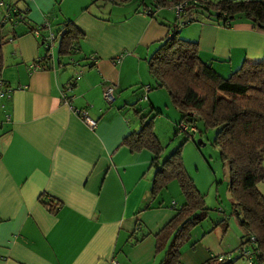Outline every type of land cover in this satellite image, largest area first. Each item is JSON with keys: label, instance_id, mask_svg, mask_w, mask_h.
<instances>
[{"label": "crops", "instance_id": "obj_1", "mask_svg": "<svg viewBox=\"0 0 264 264\" xmlns=\"http://www.w3.org/2000/svg\"><path fill=\"white\" fill-rule=\"evenodd\" d=\"M7 1L29 10L31 29L50 16L56 26L74 21L85 36L77 58L65 62L74 64L70 68L34 67L45 49L29 24H19V36L4 47L0 264H111L114 259L161 264L166 249L157 252L156 235L185 197L174 180L168 192L152 195L153 154L133 152L123 141L141 127L130 105L141 101L143 87L152 83L147 60L177 21L158 17L157 11L140 13L137 4L108 6L101 13L93 0ZM203 19L180 33L199 42L201 58L219 74L228 77L246 60H264L263 29L243 18L231 27ZM108 84L116 87L112 104L104 98ZM156 95L149 92V106L163 111ZM76 110L86 111L97 126L90 127ZM164 153L162 160L169 154ZM259 189L264 194V182ZM41 195L61 202L56 213L41 203ZM208 217L193 229L179 264H218V257L227 255L237 258L234 264H252L240 257L244 232L238 218L223 210L206 222Z\"/></svg>", "mask_w": 264, "mask_h": 264}, {"label": "trees", "instance_id": "obj_2", "mask_svg": "<svg viewBox=\"0 0 264 264\" xmlns=\"http://www.w3.org/2000/svg\"><path fill=\"white\" fill-rule=\"evenodd\" d=\"M0 1L11 6L12 15V18H6V8L0 9L1 72L5 66L4 47L19 36V24H29L26 21L29 10L7 0ZM133 2L137 4L136 11L149 15L161 7L182 4L183 17L191 16L181 24L170 25L168 35L148 58V72L153 82L143 87L141 101L149 102V92L163 88L181 115L176 127L177 133H186L189 140L195 132H186L181 125L196 127L199 121L206 129L216 131L214 146L219 149L223 164L229 165V190L234 200L233 209L244 232L240 257L251 260L252 264H264V194L259 189V184L264 182V60H246L239 69L224 77L212 63L201 58L198 41L180 35L181 28L203 18L225 27H231L235 21L243 18L264 30V0H93L91 5H96L103 13L108 6H124ZM96 16L105 19L102 15ZM47 19L57 34V56H48L49 49L44 40L48 33L47 25H34L31 29L29 24V29L34 36L35 29L41 31L42 36L38 40L45 49L44 55L34 62L35 68L53 70L56 63L60 67L64 66V58H71L81 51V40L85 34L70 19L58 26L53 24L50 16ZM6 30H12L13 33L8 34ZM146 87L150 90L147 91ZM130 106L140 119L141 127L127 135L123 144L133 152L149 150L153 154L151 165L156 170L152 195L160 194L171 181L177 180L185 197V203L177 214L156 235L157 252L166 249L161 264H179L181 250L190 242L193 229L209 216L205 195L198 189L184 165L182 149L187 140L174 146L162 160L166 148L154 130L156 115L146 116L145 112L149 108L146 110L140 107V101ZM40 200L53 213L61 204L57 199L44 195L40 196ZM141 226L138 222L137 229H141ZM244 245L249 246L251 259L244 255ZM221 257L222 260L217 259L218 264H234L237 260L231 255Z\"/></svg>", "mask_w": 264, "mask_h": 264}, {"label": "rangeland", "instance_id": "obj_3", "mask_svg": "<svg viewBox=\"0 0 264 264\" xmlns=\"http://www.w3.org/2000/svg\"><path fill=\"white\" fill-rule=\"evenodd\" d=\"M132 4L135 5L136 2L131 3V6ZM156 11L158 17H163L173 22L178 21L176 23L180 24L184 22L185 19L191 17H183V14L178 17V13H176L173 7H161ZM204 22V19L201 21H194L183 28H185V32H187L193 25ZM180 35H182V32ZM76 58L77 54L73 55L71 58H64L63 62H72V60ZM73 65L74 64L70 63L67 67L70 68ZM151 82H153L152 78ZM155 91L157 92L155 99L160 101L159 105L163 106V111L152 108L151 106L149 107V102L147 101L145 103L140 101V105L149 108L145 112L146 116L150 117L156 115L154 130L166 148L164 153L165 156L170 153L174 146L176 147L181 142L186 141L187 138L186 133H177L176 131L177 123L181 120V115L172 103L168 92L163 88L154 89L151 92ZM215 135L216 131L214 129H206L204 124L199 121L196 124V132L193 134V137L185 142L182 149L184 165L192 175L198 189L205 195L206 206L209 209V213H211V216L209 215L210 217H208L209 220L206 222H209L210 218L215 213L219 212V210H223L237 218L235 213L232 214V196L229 190V165L223 164L220 151L214 146ZM199 140H201L203 144H199ZM173 182H176L177 186H179L177 180ZM168 189L169 188L166 187L164 192H168Z\"/></svg>", "mask_w": 264, "mask_h": 264}, {"label": "built area", "instance_id": "obj_4", "mask_svg": "<svg viewBox=\"0 0 264 264\" xmlns=\"http://www.w3.org/2000/svg\"><path fill=\"white\" fill-rule=\"evenodd\" d=\"M2 7L6 8V13H5L6 18H9V17L12 18V15H11V12H10L11 6L7 5L3 1H0V9ZM175 9H176V11L178 13V17H180L181 14H182V11H183V5L179 4V5L175 6ZM145 14H147V13H145ZM44 24L48 26V29H47L48 33H47V35L45 36V39H44L45 40V46L49 49L48 56H52L53 57L55 48L58 46L57 34L51 28V25H50L48 19H46V22ZM34 34H35V36L37 38H40L42 36L41 31L39 29H35ZM34 67H35V65H34ZM115 90H116V87H115L114 84H108L105 87V89H104V98H105V100H106V102L108 104H112L115 101V98H116L115 97ZM146 90L149 91L150 88L146 87ZM6 95H7V93L3 91L2 93H0V98L4 97ZM144 98L147 99V95H145ZM76 112L83 116V119L85 120V122L90 127L95 128L97 126V121L95 119H93L92 117H90L87 114L86 111H84V110H76ZM181 128L183 130H185L186 132L188 130H190L191 132H196V127H194V126L193 127L191 126V128H189V125L182 124ZM254 240H255V238L253 237L252 241H254ZM243 247H244V252H243L244 255L247 256L248 258L251 257L252 252H251L249 246L244 245ZM218 259L222 260L223 257L220 256V257H218ZM249 259H251V258H249ZM111 264H119V263H118L117 260L114 259V260L111 261Z\"/></svg>", "mask_w": 264, "mask_h": 264}, {"label": "water", "instance_id": "obj_5", "mask_svg": "<svg viewBox=\"0 0 264 264\" xmlns=\"http://www.w3.org/2000/svg\"><path fill=\"white\" fill-rule=\"evenodd\" d=\"M201 142H202V141H201V140H199V142H198V143L200 144Z\"/></svg>", "mask_w": 264, "mask_h": 264}]
</instances>
